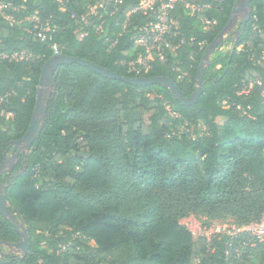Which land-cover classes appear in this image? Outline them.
<instances>
[{
  "label": "trees",
  "instance_id": "trees-1",
  "mask_svg": "<svg viewBox=\"0 0 264 264\" xmlns=\"http://www.w3.org/2000/svg\"><path fill=\"white\" fill-rule=\"evenodd\" d=\"M184 1L175 9L183 41L176 55H151L150 70L129 74L120 62L128 59L132 32L122 23L138 0H124L109 22L117 39L111 48L92 29L76 40L71 15L81 13L80 0H5L24 9L6 11L18 21L12 26L0 17V54L28 51L34 59L0 60V96L10 95L0 106V188L29 242L25 255L1 254L0 264H264V240L219 233L195 241L179 223L191 216L242 227L264 217V0L249 3L232 47L216 49L194 105L162 85L64 64L40 135L29 152L16 146L34 116L54 44L123 77L168 78L190 97L206 49L227 29L239 0H196L210 7L202 15L206 30ZM35 12L52 21L50 41L28 33L24 19ZM9 154L15 163L7 170ZM18 230L0 213V245L18 243Z\"/></svg>",
  "mask_w": 264,
  "mask_h": 264
},
{
  "label": "built area",
  "instance_id": "built-area-1",
  "mask_svg": "<svg viewBox=\"0 0 264 264\" xmlns=\"http://www.w3.org/2000/svg\"><path fill=\"white\" fill-rule=\"evenodd\" d=\"M60 6L64 5L67 0H56ZM85 1V0H84ZM87 5H83V0H80V14H72L75 29L74 35L76 40L81 41L88 34V29L93 32L108 44L109 48L117 42L116 38L110 36V21L118 12L119 6L124 0H86ZM179 0H138V4L131 8L125 15L122 23V31L130 27L132 36V46L130 48L128 59L120 62L126 67V72L129 74H140L151 69L150 56L155 55L160 60L166 61L168 56L176 55V51L183 44V41H178L179 26L175 18L176 4ZM184 8L192 15H196L199 21L204 24V30L210 25V21L203 17L204 13L209 10V5L198 3L196 0H185ZM24 9L23 6L14 7L11 3H5V0H0V17L4 18L12 26L18 21L11 14H7V10L17 12ZM30 24L27 29L39 42H46L52 39L54 25L50 19L42 20L38 13H32L24 19ZM233 43V41H232ZM222 46L219 49L222 50ZM242 47H239V50ZM53 56L60 55L56 44L52 46ZM33 55L28 51L14 52L11 54H0V60H5L9 63L17 62H32ZM264 61V58H262ZM179 71V68L176 69ZM179 79L183 77L180 74ZM258 84V83H257ZM247 93L242 90V93ZM264 100V91L262 92ZM0 96V106L6 103L7 97ZM168 109V108H167ZM169 110V109H168ZM6 119L12 118L13 115L1 112ZM172 116H177L171 113ZM257 233L253 236L259 241L264 240V227L260 226L256 229Z\"/></svg>",
  "mask_w": 264,
  "mask_h": 264
},
{
  "label": "water",
  "instance_id": "water-1",
  "mask_svg": "<svg viewBox=\"0 0 264 264\" xmlns=\"http://www.w3.org/2000/svg\"><path fill=\"white\" fill-rule=\"evenodd\" d=\"M252 0H239L237 6L233 9L231 20L228 23L227 29L222 31L217 39L206 49L203 58L201 60V63L199 65V68L197 70L196 75V82L193 89V92L190 97L184 98L177 86L168 78H162V77H155V78H129V77H123L116 73H113L109 70H106L92 62L82 60L77 57H69L63 54L53 56L50 60L46 62V64L41 69V75H40V81L38 86V95L34 110V116L32 117L28 130L25 133V135L22 137V139L18 142H16V146L25 147L27 152H29V149L31 148L32 144L35 142V140L38 138V136L41 133L47 111H48V104H49V97H44V88H51L52 92H55V78L57 74V69L64 64H78L81 65L94 73L101 75L105 78L112 79V80H118L122 81L124 83H129L133 85H141V86H150V85H162L167 87L171 94L173 95L174 99L184 105L191 106L197 103L199 98L201 97L203 93V75L205 70L209 67L211 57L214 53V51L221 45L224 35L226 34L227 30L230 29L234 25V19L235 15L240 12L242 9H246L247 12L250 11L249 3ZM241 3V5H240ZM248 14V13H247ZM239 22L240 28L236 32V36L241 34L246 27V24L248 22V15ZM235 40V39H234ZM233 40V41H234ZM5 164V163H4ZM4 164L2 166H4ZM8 202L6 200V190L1 191L0 194V213L5 217L9 218L14 227L17 228V225L15 221V217L11 215L7 210ZM19 231V230H18ZM20 234V240L18 243L14 245H9L12 247H15L16 249H20L22 251V255H25L29 249V242H28V234L26 230L23 228L22 232L19 231Z\"/></svg>",
  "mask_w": 264,
  "mask_h": 264
},
{
  "label": "rangeland",
  "instance_id": "rangeland-1",
  "mask_svg": "<svg viewBox=\"0 0 264 264\" xmlns=\"http://www.w3.org/2000/svg\"><path fill=\"white\" fill-rule=\"evenodd\" d=\"M87 1L83 0V5H87ZM241 5V3H240ZM246 9H242L240 12H238L235 15V23L233 27L227 30L226 34L224 35L223 41L220 46H222V50L219 49V51H226L232 47V41L235 39L237 27L239 22L246 16L247 14ZM202 27L204 28V24L202 21H200ZM216 51V50H215ZM214 51V53H215ZM213 53V54H214ZM213 56V55H212ZM51 88H44V97H49L48 95L52 94ZM21 151L27 152L25 147H20ZM15 163L14 157L12 154H9L7 156V159L5 161L4 167L7 170H10L13 164ZM0 194H1V188H0ZM17 227L22 232V222L21 221H15ZM181 225H183L185 228H187L192 236L193 239L196 241L198 239H206L209 241L213 236L219 233H226L231 236L239 234V233H246L249 237H253L257 232V228L260 226L264 227V217L262 218L261 222L259 224H250L247 226L237 227L234 225V223L230 220L225 222H216V221H206L205 218H195V217H187L183 218L179 222ZM1 254H15V255H21L22 251L20 249H16L15 247L9 246V245H0V255Z\"/></svg>",
  "mask_w": 264,
  "mask_h": 264
},
{
  "label": "crops",
  "instance_id": "crops-1",
  "mask_svg": "<svg viewBox=\"0 0 264 264\" xmlns=\"http://www.w3.org/2000/svg\"><path fill=\"white\" fill-rule=\"evenodd\" d=\"M233 27V26H232Z\"/></svg>",
  "mask_w": 264,
  "mask_h": 264
}]
</instances>
